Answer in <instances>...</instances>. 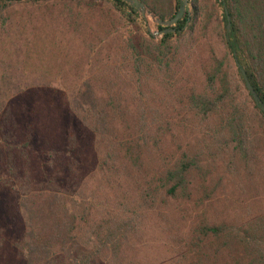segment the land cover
I'll use <instances>...</instances> for the list:
<instances>
[{
  "label": "trees",
  "instance_id": "trees-1",
  "mask_svg": "<svg viewBox=\"0 0 264 264\" xmlns=\"http://www.w3.org/2000/svg\"><path fill=\"white\" fill-rule=\"evenodd\" d=\"M139 1L167 19L180 0ZM188 4L157 39L124 0H0V248L18 264H264V112L240 72L264 103V0H222L223 53L209 0ZM235 180L257 209L216 221Z\"/></svg>",
  "mask_w": 264,
  "mask_h": 264
},
{
  "label": "rangeland",
  "instance_id": "rangeland-1",
  "mask_svg": "<svg viewBox=\"0 0 264 264\" xmlns=\"http://www.w3.org/2000/svg\"><path fill=\"white\" fill-rule=\"evenodd\" d=\"M189 7V4H188ZM137 9V8H136ZM209 9L212 12L211 21L209 24L208 32L212 36V39L215 43V46L219 53L224 52V33H225V26L226 21H224V8L222 6V0H209ZM138 17L137 20L140 24V27L143 31H160L159 26H163L161 24H158L156 21L157 15L149 11L145 7V11L141 12L139 9H137ZM168 19V18H167ZM153 35V34H152ZM162 33L158 32L156 35H154L157 39L161 37ZM227 60L229 61V64L232 65V67H236V61L234 57H227ZM64 87V86H63ZM65 88V87H64ZM66 89V88H65ZM255 131L257 132L256 137L257 138H264V122L260 121L258 123V126H256ZM259 141L257 145H259L258 154L261 158L264 159V142ZM260 148L263 150L261 151ZM217 176H213V183L217 184ZM201 181L200 175H196V184ZM13 181V176L9 174L7 167L5 165V151L3 148V144L0 140V184H3L5 188L9 189ZM227 185L226 190L228 193H226L228 200L219 199L215 197L211 204L208 205L205 209L208 212V215L213 216L216 221L221 220L223 216L229 215L231 218H237L238 213L242 216V213L248 210H256V202L254 200L253 191L251 190L254 187L246 188L243 187V192H239V186L237 181H230V183H226ZM219 188V185H218ZM198 195H200V191L198 192ZM231 200V201H230ZM178 201H175L173 205L178 206L182 204H178ZM226 209V213L225 210ZM201 211V209H199ZM3 216H0V225L3 226L4 221H2ZM191 221V218H189L186 221V226L188 222ZM184 222V221H183ZM184 224V223H183ZM246 226V225H245ZM5 236V234H2ZM4 245L2 248H4L6 243H3ZM15 257L12 255L11 252L6 251L4 252L3 249L0 248V264H16ZM18 264V263H17Z\"/></svg>",
  "mask_w": 264,
  "mask_h": 264
},
{
  "label": "water",
  "instance_id": "water-1",
  "mask_svg": "<svg viewBox=\"0 0 264 264\" xmlns=\"http://www.w3.org/2000/svg\"><path fill=\"white\" fill-rule=\"evenodd\" d=\"M124 1H127L130 4H133L141 12H144L145 11L144 4L142 2H140L139 0H124ZM188 1L189 0H180L179 1V6L177 8V11L175 12V14L171 18L161 19L159 17H156L157 23L163 25L165 28L163 30H160V31H152L151 34L156 35L158 32L164 33L166 31H168L169 28L171 26H173L183 16L184 11H185V8L188 5ZM224 19L226 21V31H227V34H228L229 31H230V20H229V15H228L227 10L225 11ZM240 72H241V75H242V77L244 79L245 86H246L247 90L251 93V95H252L255 103L264 112V103L262 102V100L260 99V97L256 93L255 89L253 88V86L249 82L245 71L243 69H241Z\"/></svg>",
  "mask_w": 264,
  "mask_h": 264
}]
</instances>
